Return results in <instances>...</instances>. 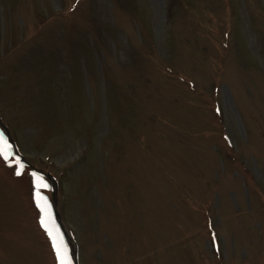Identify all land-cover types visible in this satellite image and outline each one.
Here are the masks:
<instances>
[{
  "label": "rangeland",
  "instance_id": "rangeland-1",
  "mask_svg": "<svg viewBox=\"0 0 264 264\" xmlns=\"http://www.w3.org/2000/svg\"><path fill=\"white\" fill-rule=\"evenodd\" d=\"M0 138V264H264V0H0Z\"/></svg>",
  "mask_w": 264,
  "mask_h": 264
},
{
  "label": "snow or ice",
  "instance_id": "snow-or-ice-1",
  "mask_svg": "<svg viewBox=\"0 0 264 264\" xmlns=\"http://www.w3.org/2000/svg\"><path fill=\"white\" fill-rule=\"evenodd\" d=\"M11 150V146L8 144L6 140H3L0 138V157H2L5 161L9 158V153ZM22 165L20 164V161H16V175H21V169ZM41 186L40 181L37 179L36 181V187L39 188ZM43 200V197L39 195V192L36 193V203L37 207L40 209V212L42 214H46L48 212V209L46 207V202L41 203ZM41 226L44 228V230L47 232L49 238L52 242V247L56 254V260L58 264H71L70 259L68 258L67 250L66 248L62 247V238H59L58 235H53L52 230L47 227V221L42 218L41 219ZM58 240L60 242H58Z\"/></svg>",
  "mask_w": 264,
  "mask_h": 264
},
{
  "label": "water",
  "instance_id": "water-1",
  "mask_svg": "<svg viewBox=\"0 0 264 264\" xmlns=\"http://www.w3.org/2000/svg\"><path fill=\"white\" fill-rule=\"evenodd\" d=\"M8 139H9V137H8Z\"/></svg>",
  "mask_w": 264,
  "mask_h": 264
}]
</instances>
